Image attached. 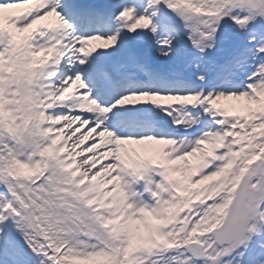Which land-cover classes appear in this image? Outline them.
I'll return each instance as SVG.
<instances>
[{
	"label": "snow or ice",
	"instance_id": "snow-or-ice-1",
	"mask_svg": "<svg viewBox=\"0 0 264 264\" xmlns=\"http://www.w3.org/2000/svg\"><path fill=\"white\" fill-rule=\"evenodd\" d=\"M0 264H264V0H0Z\"/></svg>",
	"mask_w": 264,
	"mask_h": 264
},
{
	"label": "rangeland",
	"instance_id": "rangeland-1",
	"mask_svg": "<svg viewBox=\"0 0 264 264\" xmlns=\"http://www.w3.org/2000/svg\"><path fill=\"white\" fill-rule=\"evenodd\" d=\"M221 103L226 104V103H228V102H224V101H222ZM137 150H140L141 158H147V156L150 155V153L141 150V147L137 148ZM161 173H162V172H161ZM161 177H163L162 174H161ZM173 178H174V179H180V180H182V181H183V179H184L183 177H181V176H179V175H176V174H173ZM163 179H164V177H163ZM164 181H165V180H164ZM156 187H157V185H156ZM154 190H155V192H157L156 188H154ZM158 190H159V189H158ZM159 197H161L162 200H164V199H170V198H171V193H169V192H167V191H164V192H161V193H160Z\"/></svg>",
	"mask_w": 264,
	"mask_h": 264
},
{
	"label": "bare ground",
	"instance_id": "bare-ground-1",
	"mask_svg": "<svg viewBox=\"0 0 264 264\" xmlns=\"http://www.w3.org/2000/svg\"><path fill=\"white\" fill-rule=\"evenodd\" d=\"M28 31H30V30H28ZM24 35H27V32H25V33H21V36L23 37ZM151 144H152V142H146V146H151ZM130 146V147H129ZM138 145H128V147H129V150L131 151L133 148H135V147H137ZM106 162V161H105ZM99 167V166H98ZM148 205H150V206H155L156 204L155 203H150V204H148ZM134 206V208H138V207H142V206H140V205H133Z\"/></svg>",
	"mask_w": 264,
	"mask_h": 264
}]
</instances>
